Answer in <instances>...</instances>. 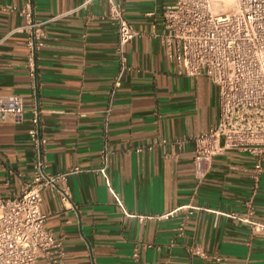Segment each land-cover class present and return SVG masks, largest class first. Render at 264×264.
Here are the masks:
<instances>
[{
	"label": "crops",
	"instance_id": "crops-1",
	"mask_svg": "<svg viewBox=\"0 0 264 264\" xmlns=\"http://www.w3.org/2000/svg\"><path fill=\"white\" fill-rule=\"evenodd\" d=\"M26 1L0 0V95L19 94L25 106L20 122H0V194L18 195L31 178L28 129L37 101L46 172L82 169L68 177L75 210L42 193L46 226L63 237L64 264H137L135 247L142 264H264V235L229 215L251 204L264 224V162L256 179V157L231 149L196 177L194 137L216 124L218 90L206 76L178 74L156 37L172 0H113L137 32L125 47L130 69L113 95L117 34L104 16L108 1L34 0L39 19L68 12L45 25L36 94L26 35H8L24 19L4 9ZM105 141L111 154L102 176L91 169ZM194 246L210 257L190 254Z\"/></svg>",
	"mask_w": 264,
	"mask_h": 264
},
{
	"label": "built area",
	"instance_id": "built-area-1",
	"mask_svg": "<svg viewBox=\"0 0 264 264\" xmlns=\"http://www.w3.org/2000/svg\"><path fill=\"white\" fill-rule=\"evenodd\" d=\"M107 1L104 16L114 22L117 34L118 71L112 83L113 95L130 69L125 47L137 32L126 18L123 5ZM4 9L18 12L24 19L8 35L14 32L26 35V67L36 94L45 25L68 12L39 19L34 13V0H27L19 8L6 5ZM162 18L163 31L156 37L164 45L167 57L176 63L178 74L206 76L218 90L216 124L194 137L196 177L203 178L214 156L236 149L256 157L253 177L257 179L264 162V0H172L164 6ZM24 112L21 95H0V122L7 119L20 122ZM30 112L28 136L34 148L33 170L18 195L0 194V264H64L63 237L46 226L48 215L41 209L42 193L50 192L64 208L75 210L68 177L82 169L74 166L46 172L48 139L43 110L36 101ZM109 114L110 106L105 110V126ZM110 154L105 141L99 164L91 171L107 176ZM229 215L247 223L253 233L264 235V224L253 219L251 204L241 216ZM179 229L182 232L183 225ZM188 250L192 255L210 257L199 246ZM132 258L142 264L137 247Z\"/></svg>",
	"mask_w": 264,
	"mask_h": 264
}]
</instances>
